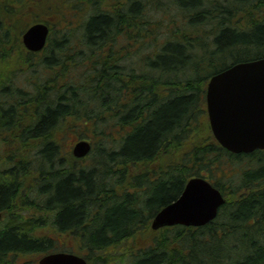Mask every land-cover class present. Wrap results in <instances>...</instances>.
<instances>
[{
    "label": "trees",
    "instance_id": "16d2710c",
    "mask_svg": "<svg viewBox=\"0 0 264 264\" xmlns=\"http://www.w3.org/2000/svg\"><path fill=\"white\" fill-rule=\"evenodd\" d=\"M169 1L181 14L159 41L148 11ZM182 1L0 0V168L23 190L4 189L0 205L32 209L20 231L1 235V250L46 253L39 232L50 223V253L75 236L89 264H264V151H226L204 109L211 75L264 57V0ZM36 20L51 33L31 53L21 35ZM67 133L92 141V153L74 158L58 139ZM230 159L257 165L229 187L206 176ZM195 175L224 195L217 217L153 231Z\"/></svg>",
    "mask_w": 264,
    "mask_h": 264
},
{
    "label": "water",
    "instance_id": "95a60500",
    "mask_svg": "<svg viewBox=\"0 0 264 264\" xmlns=\"http://www.w3.org/2000/svg\"><path fill=\"white\" fill-rule=\"evenodd\" d=\"M49 27L31 25L22 35L28 51L38 52L46 44ZM209 125L216 141L233 154L264 150V57L239 62L210 77L206 89ZM91 151L87 140L77 141L72 154L83 158ZM225 203L222 193L202 177H192L173 202L152 219L151 229L185 226L201 227L213 221ZM39 264H88L69 252L43 256Z\"/></svg>",
    "mask_w": 264,
    "mask_h": 264
},
{
    "label": "rangeland",
    "instance_id": "374dc122",
    "mask_svg": "<svg viewBox=\"0 0 264 264\" xmlns=\"http://www.w3.org/2000/svg\"><path fill=\"white\" fill-rule=\"evenodd\" d=\"M193 3L196 4L197 0H183L182 1V5L184 7H191ZM150 5L151 6L148 5L147 7L148 8H152L153 4L150 3ZM168 5H169V7H168ZM148 12H150L149 13L151 15V19L150 20L153 23L151 32H156V34L158 33V37H156V38H158L159 41H161V39L163 37L166 38V30L169 28V25H170L169 24V20L171 18H178V15L181 14V12L179 10H177V9H175L173 7L171 1H169L167 3L166 2L160 3V5H158V7H156V12H151L150 10ZM52 27H53L52 37H55L59 27H57V26H52ZM26 28L24 30H26ZM194 29L196 31L201 32V33H199V35L202 34V36H204L210 30V26H208V25H205V26L204 25H199V26L195 27ZM153 36H154V34H153ZM142 51H145V50H142ZM141 54H142V52L138 53L137 55L140 56ZM133 58L134 57H131V60H133ZM219 64H220V62H219ZM204 68L208 69V67H204ZM40 72H41V69H40ZM199 105H201L200 101L197 104V106H199ZM196 113H198V111H196ZM101 129H103V128L101 127ZM58 139L60 140L59 142H61L62 148L64 150H67V151L70 150L71 152H72V148H73V145L75 144V142L80 140L76 136L71 135V134H68V135H66V134L65 135H60L59 134L58 135ZM84 139L85 140H89L87 138H84ZM90 143H92V141H90ZM92 148H93V145H92ZM92 151H91V153H92ZM90 158H91V156L86 158L85 160H83V162H82L83 165H90V164L94 165L95 162L92 159L90 160ZM82 163H79V166H82ZM255 165H257V162L249 163V160H247V159H244V160L230 159L226 163V166H225V169H224V173L212 171V172L208 173L206 176L210 177L212 180L218 182L219 184L223 185L224 187L225 186L229 187L228 183L230 182V180H232V184H236L237 181H238V178L242 174V172L247 171L248 169H253L255 167ZM261 168H264V165H259L258 167H256V169H261ZM153 169L154 170L157 169L156 164L154 165ZM131 170L134 171L133 168ZM154 187H156V185H151V188H152L151 191L152 192L156 189ZM24 209L27 210V213L24 214L23 217H27L28 216V212H32V209H28V208H24ZM42 224L44 225L43 228H42L43 231L39 232V233L41 235H45L46 236V234H47V225L49 223H47V224L42 223ZM50 228H52L51 225H50ZM53 236H59V235L52 234V237ZM60 238H64V239H62V240L59 239V244L57 245V248H59L58 251H72V252H74L73 248L78 246V245H76V241L74 240V238H77V237L65 235V236L60 237ZM117 250H118V254L123 252V248H117ZM103 264H105V263H103ZM109 264H117V263L110 262Z\"/></svg>",
    "mask_w": 264,
    "mask_h": 264
},
{
    "label": "flooded vegetation",
    "instance_id": "af4514ba",
    "mask_svg": "<svg viewBox=\"0 0 264 264\" xmlns=\"http://www.w3.org/2000/svg\"><path fill=\"white\" fill-rule=\"evenodd\" d=\"M7 163L6 160L4 161H0V164H5ZM6 168H0V193L4 191V189H9L10 190H14L13 193H11L10 197H18L21 198L22 197V180L21 177H15V180L18 178L19 179V184H15V188L13 189V186L11 184V182L7 183V179L8 178H12V177H8L11 175H6ZM11 199V198H10ZM9 201V200H8ZM8 201L4 204V205H0V240H1V235L3 233H5L8 230H12L15 229L12 232L17 233L18 231H20L22 229V223H21V219H22V212L27 211L26 209H23L22 206H7L6 204L8 203ZM11 221L12 223L15 224H9L8 221ZM10 228V229H8ZM4 231V232H3ZM42 241H46V245L48 247V250L46 253L44 254H36L31 252L30 250L26 253L23 254L21 250H16V251H3L0 249V264H39L40 258L43 255H50V223L47 225V234H46V239L42 240Z\"/></svg>",
    "mask_w": 264,
    "mask_h": 264
}]
</instances>
